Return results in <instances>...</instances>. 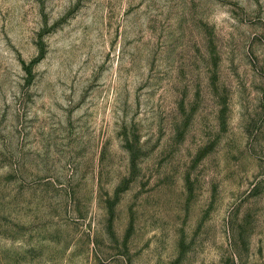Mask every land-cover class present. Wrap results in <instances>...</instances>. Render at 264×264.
<instances>
[{
    "label": "rangeland",
    "instance_id": "obj_1",
    "mask_svg": "<svg viewBox=\"0 0 264 264\" xmlns=\"http://www.w3.org/2000/svg\"><path fill=\"white\" fill-rule=\"evenodd\" d=\"M0 264H264V0H0Z\"/></svg>",
    "mask_w": 264,
    "mask_h": 264
}]
</instances>
